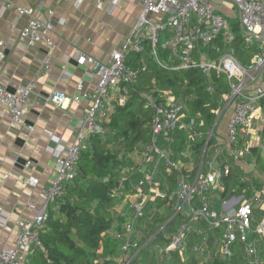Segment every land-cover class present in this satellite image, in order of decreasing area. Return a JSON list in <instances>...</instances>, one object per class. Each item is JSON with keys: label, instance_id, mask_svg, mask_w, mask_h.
<instances>
[{"label": "built area", "instance_id": "obj_1", "mask_svg": "<svg viewBox=\"0 0 264 264\" xmlns=\"http://www.w3.org/2000/svg\"><path fill=\"white\" fill-rule=\"evenodd\" d=\"M226 3H230L232 10L238 14V27L244 44L249 46L259 43L261 53L253 56L248 68L233 56L229 48L236 35L233 25L228 22L230 17H223L218 9V6L226 8ZM140 4L141 13L126 48L113 51L106 61L97 60L83 51H75L76 63L86 68L87 77L94 82L91 89L85 88L84 80L80 79L70 98L59 90L49 94L47 103L54 107L62 108L69 100L83 105L84 117L72 143L65 148L53 150L52 156L57 165L55 179L39 190L41 203L31 202L27 205V210L33 212L32 218L27 220L18 217L15 221L18 229L15 244L0 249V264H28L34 249H42L39 234L44 227L49 207L63 200L67 186L77 177L82 151L92 137L103 133V125L117 106L124 105L128 89H133L146 69L144 63L135 68L128 66L126 52L142 56L149 51L148 55L153 61L162 66L159 49L167 51L169 58L177 62V66L170 70L200 71L208 81L206 91L209 93L213 90L210 82L212 74L221 75L230 94L223 96L224 105L216 111L215 122L208 134L197 129L196 118L186 117L182 105L171 95L148 91L139 94L145 106L152 110L153 121L148 142L134 152L132 158L137 161H132L127 171L130 175L140 173L141 178L133 185L129 212L117 211L118 218L128 217L114 234L120 243L119 255L116 259L106 257L105 261L133 264L138 259L141 250L151 241L146 240L139 223L143 220L148 204L158 200L165 202V207L172 212L167 224L177 220L175 235L166 248L158 247L159 254L177 253L183 258L188 248L189 235L194 234L199 240L193 244L192 251L200 259V264H207V259L213 255H220L230 262L235 245L240 246L245 256L251 257L249 264H262L254 245V239L264 238V217L255 225V213L264 207L259 191L247 183L242 195L224 202L221 211L214 209L208 194L220 188L222 173H230L225 151L236 161L248 156L251 149L256 148L260 152L263 147V138L258 134L264 133V0H140ZM8 8L6 0H0V10ZM97 8L101 9L102 5H97ZM17 15L25 18L19 37L27 40L30 45L46 47V54L39 60V64L43 72L48 73L51 53L55 50L50 40L53 11L47 12L46 20L38 19L32 9L19 8ZM163 35H166V39L161 43ZM219 41L225 51L211 57L205 50L211 47L218 52L216 45ZM5 47L6 44L0 40V63L5 59ZM259 78L260 83L255 85ZM36 87V79L14 91L0 83V104L6 107V113L13 123L20 122ZM229 112L232 115L226 122V141L222 142L225 150H218L213 159L206 162L204 158L208 142L215 138L216 130ZM178 132L185 135L186 151L177 154L174 147L178 144ZM205 136L206 144L198 161L199 166L196 171L191 168L189 170L188 165L181 164L179 157L186 159L191 145L202 141ZM216 142L215 150L220 147V142ZM240 142L242 147L232 148V145ZM220 159H224L222 163ZM222 164L225 165L223 170L220 169ZM162 169L166 178L177 174L176 187L172 191L168 184L162 188L159 180ZM26 170H33L31 161L26 162ZM189 175H192L190 179ZM27 185L36 188L37 180L29 177ZM228 205L231 207L226 210ZM6 219L5 214H1L2 224L7 222ZM101 253L102 249L98 250V254ZM101 261L96 259L94 264Z\"/></svg>", "mask_w": 264, "mask_h": 264}, {"label": "crops", "instance_id": "obj_2", "mask_svg": "<svg viewBox=\"0 0 264 264\" xmlns=\"http://www.w3.org/2000/svg\"><path fill=\"white\" fill-rule=\"evenodd\" d=\"M9 8L0 10V40L6 44L5 59L0 63V83L14 91L17 87L26 85L36 79V90L30 96L27 109L19 123H13L6 113V107L0 104V217L5 214L7 222H0V249L12 247L15 244L18 229L15 221L18 217L30 219L33 212L27 210L31 202L41 203L39 190L48 186L56 176V162L52 156L54 149L65 148L72 143L76 130L83 120V105H77L71 100L64 107L58 108L47 103V98L53 90L65 93L69 98L75 93L76 84L84 80L85 88L91 89L94 82L87 77L85 67L79 66L75 59V51H83L100 61H106L113 51L123 50L131 40L132 30L140 16V0H6ZM102 8L98 9L97 5ZM40 5V8L37 6ZM19 8L32 9L40 20H46L47 12L53 11V31L50 40L55 45L50 57L51 68L44 73L39 60L46 54V47L39 44L30 45L27 40L19 37L25 18H19ZM220 13L226 12L219 7ZM230 10L233 20V31L238 27V14ZM235 11V12H233ZM238 34L243 38L238 27ZM236 35V33H235ZM244 40V39H243ZM247 54L253 56L261 53L259 43L244 44ZM148 54L142 56L126 52V63L130 67L140 66L150 60ZM170 95L168 91H161ZM232 115L229 112L223 123L216 130V141H226V122ZM225 147V144H223ZM186 151L183 147L181 153ZM233 165L241 162L232 160ZM245 158V157H244ZM33 163V170H26V162ZM199 161L191 150L181 164L189 166L194 171ZM242 161V160H241ZM247 161H251L250 159ZM222 163V161L220 160ZM254 166V160H252ZM199 163V162H198ZM231 163V162H230ZM232 168V167H231ZM257 169L251 183L264 200V173ZM233 174V170L231 169ZM237 176V175H236ZM29 177L37 180V187L27 185ZM228 183L231 189L225 197L221 194L224 186L208 194L211 205L217 211L222 210V204L232 198L242 195L241 189L233 186L235 177ZM222 188V190H221ZM132 195H126L117 205L116 212H129ZM231 205H228V210ZM258 213V214H257ZM264 217V207L255 213ZM257 221V220H256ZM256 225V223H255ZM254 225V226H255ZM117 224L105 236L114 238ZM254 245L262 239H254ZM264 240V238H263ZM256 247V246H255ZM245 260V259H244ZM250 260V259H248ZM247 261V260H246Z\"/></svg>", "mask_w": 264, "mask_h": 264}, {"label": "trees", "instance_id": "obj_3", "mask_svg": "<svg viewBox=\"0 0 264 264\" xmlns=\"http://www.w3.org/2000/svg\"><path fill=\"white\" fill-rule=\"evenodd\" d=\"M234 30L236 39L229 48L233 56L248 68L251 66L252 56L247 54L244 40L238 34V27L235 26ZM216 49L218 52L208 49L211 57L225 51L220 41ZM148 53L149 51L146 52ZM158 53L162 66L157 65L150 57L137 84L133 89H128L124 105L116 107L103 125V133L92 137L82 151L77 177L67 186L63 200L49 207L44 227L39 234L42 249H34L33 255L28 258V264H94L96 259H102L98 264H112L105 261V258L118 257L119 241L116 238H106L105 235L113 229L115 223L119 231L123 222L128 219L118 218L116 208L126 195L134 193L133 185L141 178L140 173L130 175L127 172L132 165L130 158L134 156V152L140 145L148 142L153 121V112L140 98L141 92L159 94L161 91H168L182 105L186 117L196 118L198 130L205 134L210 132L216 119V111L222 105L223 96L230 92L224 77L212 74L210 82L213 90L209 93L206 91L208 81L200 71L170 70L177 66V62L169 58L167 51L159 49ZM176 136L178 144L174 150L178 154L181 153L186 140L182 132H178ZM214 143V138L208 142L206 155ZM205 144L206 136L202 141L191 145V154H195L199 159ZM242 146L240 142L232 145V148ZM245 159L254 160L257 168L264 173V166L259 165L261 154L256 148L251 149ZM224 166L222 164L220 169L223 170ZM229 167L230 173H222L219 179L220 184L224 186L222 197L230 193L228 183L236 180L235 175L231 173L232 166ZM196 169L195 167L194 171ZM191 176L189 175L188 179ZM176 179V173L172 178H166L164 169L161 170L159 180L163 189L168 184L169 190L172 191L176 187ZM247 182L237 180L233 186L241 189L242 193ZM165 204L157 200L146 207L139 225L144 230L146 240L151 241L141 250L134 263L138 264L141 260L140 264H200V259L192 251L193 244L199 240L194 234L189 235L188 248L183 258L177 253H158V247L166 248L176 233L175 220L167 224L172 212ZM255 246L264 264V240L258 241ZM100 249L101 255L98 254ZM233 252L234 256L230 262L220 255H213L210 264H249L250 260L244 257L240 246L235 245Z\"/></svg>", "mask_w": 264, "mask_h": 264}, {"label": "rangeland", "instance_id": "obj_4", "mask_svg": "<svg viewBox=\"0 0 264 264\" xmlns=\"http://www.w3.org/2000/svg\"><path fill=\"white\" fill-rule=\"evenodd\" d=\"M232 8V5L230 4V3H226V8H224V10H227V13L226 12H222V16L224 17H228L229 18V16L231 15L230 13V10L229 9H231ZM233 12H235V11H233ZM227 18V19H228ZM228 22L232 25V23H233V20H231V19H228ZM165 39H166V35H163V37H162V39H161V43H163L164 41H165ZM208 49L209 50H212V52H214V49L213 48H207L205 51L206 52H208ZM258 83H260V78L257 80V81H255V85L256 84H258ZM229 94H230V92H229ZM222 105H224V102H222ZM260 137H262L263 138V143H262V145H263V147L261 148V150H260V154H261V159H260V163H259V165L260 166H264V133L263 134H258ZM214 140H215V142H216V138H214ZM217 143V142H216ZM216 143H214L212 146H211V148L209 149V151H208V153H207V155H206V162H209L210 160H212L213 159V157L216 155V153H217V151L218 150H220V149H222V151H224L225 150V147L223 146V143L221 144L220 143V147H216V150L214 149L215 148V145H216ZM183 149V148H182ZM184 149H185V147H184ZM225 155L226 156H228L229 157V152H226L225 151ZM179 160L180 161H183L184 160V157L183 156H180L179 157ZM222 160H224V159H222ZM226 161H227V163H228V165H231L232 166V170H233V174L235 175V177H240V178H242L243 179V181L244 182H246V181H249V182H252L251 180H254L253 178H254V175H255V172H257V169H255L254 168V166H253V162H252V160L251 161H247V159H245V158H242V159H240V160H238V161H240L241 163L240 164H242V165H239V166H235V165H233V163H232V161L229 159V158H227L226 157V159H225ZM242 160V161H241ZM130 161H137V159H133L132 157L130 158ZM231 162V163H230ZM132 163V162H131ZM198 164V165H197ZM195 165H197V167L199 166V163L197 162V163H195ZM237 175V176H236ZM252 183H254V182H252ZM258 214V213H257ZM256 214V216H255V218H256V225L262 220V217H258V215ZM175 223H177V220H175ZM115 234V233H114ZM257 249V248H256ZM257 251H258V249H257ZM258 254H259V252H257ZM259 256H260V254H259ZM246 259H250L249 258V256H244ZM212 260H213V256L212 257H210L209 259H207V264H210L211 262H212ZM141 263V260L139 261V263L138 264H140ZM133 264H136V263H133Z\"/></svg>", "mask_w": 264, "mask_h": 264}]
</instances>
